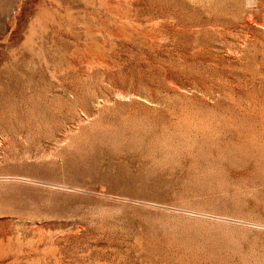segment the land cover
I'll return each mask as SVG.
<instances>
[{"label":"rangeland","instance_id":"rangeland-1","mask_svg":"<svg viewBox=\"0 0 264 264\" xmlns=\"http://www.w3.org/2000/svg\"><path fill=\"white\" fill-rule=\"evenodd\" d=\"M0 264H264V0H0Z\"/></svg>","mask_w":264,"mask_h":264}]
</instances>
